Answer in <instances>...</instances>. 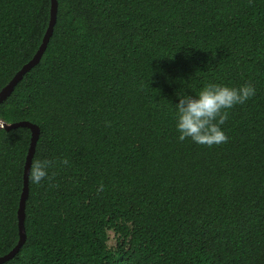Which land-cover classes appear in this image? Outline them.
I'll return each mask as SVG.
<instances>
[{"label":"trees","instance_id":"obj_1","mask_svg":"<svg viewBox=\"0 0 264 264\" xmlns=\"http://www.w3.org/2000/svg\"><path fill=\"white\" fill-rule=\"evenodd\" d=\"M58 2L0 105L54 162L2 264H264V0ZM50 17L51 0H0V92ZM209 82L256 93L229 110L227 142L178 140L175 93ZM31 140L0 128V256L20 239Z\"/></svg>","mask_w":264,"mask_h":264},{"label":"clouds","instance_id":"obj_2","mask_svg":"<svg viewBox=\"0 0 264 264\" xmlns=\"http://www.w3.org/2000/svg\"><path fill=\"white\" fill-rule=\"evenodd\" d=\"M255 93L256 89L251 83L232 86L219 82L206 83L194 94L176 92L177 102L171 104L177 139H190L207 146L227 142L229 138L222 126L229 118V110L245 103ZM59 163L66 165L69 162L63 158ZM53 166L52 160L40 156L32 159L28 166L29 181L39 185L42 180L50 179L49 169Z\"/></svg>","mask_w":264,"mask_h":264},{"label":"water","instance_id":"obj_3","mask_svg":"<svg viewBox=\"0 0 264 264\" xmlns=\"http://www.w3.org/2000/svg\"><path fill=\"white\" fill-rule=\"evenodd\" d=\"M58 6H59L58 0H51L50 23H49L47 32L45 34L43 43L40 46V49L34 55V57L30 61H28L26 64H24L23 67L10 80V82L1 90L0 105L11 95L16 85L24 78L25 74L28 73L34 66H36L40 62L47 48V45L52 37L53 31H54V26L57 21ZM20 126L29 127L32 131L31 146L29 149V153L27 155V161H26L25 170H24V187H23V192H22V196H21V200L19 204V209H18V220H19L18 224H19L20 239H19L18 244L12 250L0 256V264L5 263L9 261L10 259H12L19 252L21 247L26 242V238H27L26 228H25V218H26V200L29 195L28 166L31 163L34 157V154H35L36 145L40 137V127L37 124L31 123L29 121H20V122L9 124V123L4 122L0 118V128H5L9 130V129L17 128Z\"/></svg>","mask_w":264,"mask_h":264}]
</instances>
